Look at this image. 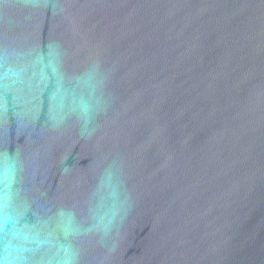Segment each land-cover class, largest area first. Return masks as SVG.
<instances>
[{
    "label": "water",
    "instance_id": "obj_1",
    "mask_svg": "<svg viewBox=\"0 0 264 264\" xmlns=\"http://www.w3.org/2000/svg\"><path fill=\"white\" fill-rule=\"evenodd\" d=\"M0 264H264V0H0Z\"/></svg>",
    "mask_w": 264,
    "mask_h": 264
}]
</instances>
